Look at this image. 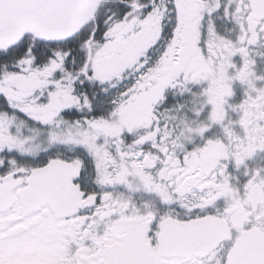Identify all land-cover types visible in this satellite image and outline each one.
Masks as SVG:
<instances>
[{"label":"snow or ice","instance_id":"snow-or-ice-1","mask_svg":"<svg viewBox=\"0 0 264 264\" xmlns=\"http://www.w3.org/2000/svg\"><path fill=\"white\" fill-rule=\"evenodd\" d=\"M0 264H264V0H0Z\"/></svg>","mask_w":264,"mask_h":264}]
</instances>
